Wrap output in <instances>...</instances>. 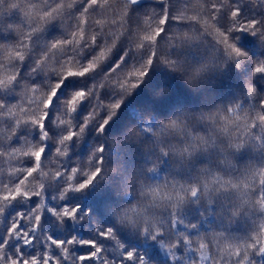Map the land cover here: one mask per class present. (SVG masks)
Masks as SVG:
<instances>
[{
    "label": "trees",
    "instance_id": "1",
    "mask_svg": "<svg viewBox=\"0 0 264 264\" xmlns=\"http://www.w3.org/2000/svg\"><path fill=\"white\" fill-rule=\"evenodd\" d=\"M55 2L0 0V44L21 42L36 27L39 13ZM216 2L138 0L133 5L129 0H113L104 18L123 15L124 19L111 28L123 24L128 36L139 38L148 30L146 19L156 27L167 14L164 34L139 52L128 49L127 55L128 46L122 41L100 68L69 78L47 110L45 129L28 120L17 123L20 114L6 113L17 105L24 116L37 114L42 108L39 93L33 96L28 89L36 85L39 92L47 93L60 78L59 68L68 55L86 65L98 46L75 52L69 47L49 55L51 67L35 68L50 40L67 38L74 30V14L49 23L25 41L30 44L26 60L9 64L21 69L18 79L0 88L4 101L0 149L43 145L46 153L40 171L48 176L38 171L28 177L26 188L40 194L6 202L0 210L3 264L12 259L22 264L33 257L41 264H202L200 241L209 245L207 264H241L244 253L222 255L213 236L223 233V240L238 244L250 240L264 222V209L257 204L264 196L260 177L264 121L259 118L264 116V73L255 71L264 63V0H228L213 22L228 44L246 53L238 57L214 28L181 16L182 12L197 14L199 5H207L211 13ZM86 3L78 5L77 11ZM234 7L242 9L238 20L230 16ZM251 21L259 22L255 29L247 27ZM133 68H142L146 75L128 77L136 86L122 89L118 82ZM250 87L256 88L254 95L249 94ZM78 89L90 95L75 113H68L66 101ZM114 104L119 107L113 108ZM58 118L71 119L72 124L61 125ZM173 120L179 127L171 126ZM70 130L80 134L60 144ZM45 131L48 136L43 139ZM58 148L68 154L60 156ZM34 165L31 156L12 160L0 155V192L25 179L26 170ZM13 168L19 171L13 173ZM38 184H43L42 190L35 187ZM193 188L198 190L196 196ZM64 208L77 209L76 217L61 221L53 209ZM34 212L43 216L38 229ZM17 222L19 235L10 233ZM50 237L66 243L56 245ZM248 254V264H264L259 245Z\"/></svg>",
    "mask_w": 264,
    "mask_h": 264
},
{
    "label": "snow or ice",
    "instance_id": "2",
    "mask_svg": "<svg viewBox=\"0 0 264 264\" xmlns=\"http://www.w3.org/2000/svg\"><path fill=\"white\" fill-rule=\"evenodd\" d=\"M130 4H136L138 0H129ZM84 3V0H56L54 3V6H51L50 8L43 10L41 13H39V20L36 25L32 29V33L43 31L46 25H48L51 22H54L56 20H63V18L66 15H73L76 20V24L74 27V30L70 31L67 38L65 37H59L56 39H53L49 41L48 48L50 54L53 56L56 53H62L65 51L66 48H73V49H82L85 44L92 42L95 43L97 37L89 34V24L95 23L96 25L103 27V25L107 22L104 19H93L92 14L96 13L99 16L103 17L106 13V11L110 8L111 3L110 0H87V3L77 11L78 5ZM228 4V3H227ZM201 6H203V12H201ZM226 6L225 0H218V2L211 4V9L214 11L211 13L207 12V5H199L197 6V14L187 16L186 12H182L181 16H186V18L191 20H199L202 24H204L206 27L210 26L214 28L218 34V38H222L225 46L230 48L231 53H234L237 57L241 55H246V53H243L240 48H238L235 44H228L227 38L223 32L220 31L219 28L216 27L215 23L211 22L210 16L212 13H216V19H219V10L223 9ZM99 9L100 12H97L96 10ZM242 12V9L239 7H234L230 13V16L234 20H238V17L240 16ZM121 20L124 19V16L121 15ZM169 21V16L167 14H164L160 17L158 20V25L156 27H152L151 19H146L145 24L148 28L147 31L142 32L139 36L140 40V47H144L146 44H155L159 37L162 36L165 32V28L163 25H166ZM258 21H251L248 23L247 27L250 29H255ZM32 33H29L28 35L24 36L21 42H17L15 44H0V58L3 60L8 61L9 64H13L16 61H24L26 60L30 44L25 41L31 40ZM113 52L112 46H105L101 47L99 51L87 61L86 65H80L77 63H74L73 61L69 60L66 61L64 64H62L59 68L58 75L59 79L58 81L52 86V88L47 92H39V88L36 85H33L28 89V91L33 95L36 96L39 93V100L42 102L43 109H46V111H39L35 115H28L24 116L23 109H19L18 113V106L12 105L6 114L13 115V114H20V120L17 121V123H20L22 120H28L31 121L33 125L39 126L40 129L46 128V121L48 117L50 116V112L47 111L51 108L53 105L55 98L57 97L60 89L64 86L65 82L72 77H84L85 75L97 70L100 68L104 63L107 62V60L111 57ZM155 53H153V56ZM153 62L152 58H149L147 60V64L150 65ZM51 67V62L49 61V55L43 56L42 59H40L37 62L36 69H40L42 67ZM35 69V70H36ZM255 71L257 73H264V63H261L256 66ZM146 75V71L142 68H133L131 71H127L124 74V79L119 81V86L123 88H134L136 86L135 83L130 84L128 77H143ZM18 79V76L14 74V72L11 71V69L4 71L0 70V88H8L9 86L13 85L14 82ZM255 87L249 88V94L254 95L256 93ZM90 95V92L84 89H78L72 93L70 98L66 101V109L68 113H75L77 111L78 106L85 100L86 97ZM113 108H118V104L112 105ZM261 121H264V116L259 117ZM227 119V117H225ZM236 119H240V117H237ZM58 122L61 125H71L72 121L71 119H61L58 118ZM234 121L229 120L228 123L231 124ZM172 127H179V124L176 120H173L170 122ZM84 128L81 127L80 133H83ZM225 131H227V127L225 128ZM80 133H77L74 130H70L67 135L63 136L59 143L64 144L65 141H71L74 139L77 135ZM48 136V133L45 131L43 133L42 138L46 139ZM240 145H237L239 147ZM57 152L60 156H66L67 149H64L61 151L59 148L57 149ZM46 153V148L43 145H29L26 149L17 148L14 152L9 154V157L12 160L17 159L21 156H31L35 159V165L33 167H30L26 170L27 176L25 179L20 180L18 184H16L13 188H6L5 191L0 192V210H2L3 205L6 202H11L13 200H16L20 197H33L38 196L39 192H32L26 188L27 178L33 176L38 171L40 172V175L42 177H47L48 173L40 171L41 169V163L44 159ZM13 173L19 171V169H10ZM59 173H56L55 176H58ZM255 175V173H254ZM260 177L262 182H264V169L260 170ZM244 188H248L249 185L247 183H244ZM35 187L39 189H43V184H38ZM81 188L84 187V185H80ZM233 187H237V185L233 184ZM197 189H192V195H197ZM245 203H248L247 200H245ZM257 204L261 209H264V196H262L258 201ZM40 208H43V202L39 205ZM55 214L60 218L61 221L65 217H71L75 218L77 209H69L64 208L62 212H56L55 209H53ZM23 214H21L22 216ZM43 219V216L41 214H35L34 212V220H35V228H39L41 221ZM20 228V223H14L12 224L10 228V233L19 235L20 233L17 231ZM26 236H28V233H25ZM223 233H217L213 236V241L216 243L218 251L222 255L226 256H240V254L244 253V258L241 261V264H248L249 260V249H256L259 245V251L260 253H264V222H261L258 225V230L254 231L251 234V239L246 240L243 242H240L238 244L231 243L226 240H223ZM53 240V243L56 245L63 246L66 241L64 240H58L55 238L50 237ZM32 240L35 239V237H31ZM30 242V241H26ZM74 242V241H70ZM84 243H87L89 245H94L95 241H84ZM202 264H207V261L210 259L209 256V245L203 241L199 242V249ZM92 257L96 256V253L93 252ZM133 254L128 253V256L131 257ZM5 260V257L2 253H0V264H3V261ZM10 264H21V261L12 259L10 261ZM22 264H41L40 259L37 257H33L31 260H25L22 262ZM47 264V262H46Z\"/></svg>",
    "mask_w": 264,
    "mask_h": 264
},
{
    "label": "clouds",
    "instance_id": "3",
    "mask_svg": "<svg viewBox=\"0 0 264 264\" xmlns=\"http://www.w3.org/2000/svg\"><path fill=\"white\" fill-rule=\"evenodd\" d=\"M112 2H113V0H110V3H112ZM225 3L227 5L228 0H225ZM129 7H130V5H129ZM209 11H210V9H209ZM201 12H203V6H201ZM97 15L98 14L93 13L92 18L97 19L96 18ZM216 15H217L216 13L211 14V16H210L211 22H215ZM105 16L106 15H104L103 17L100 16L101 17L100 19H104L107 21L103 25V27H100V26L96 25L95 23L92 24V28H91V30H89V34H90V36H92V35L96 36L97 39H96L95 43L89 42V43L85 44V47L91 48L93 46H98L97 51H99V49L101 47H105V46L110 45L113 47V50H115L117 48V46L120 45L123 41L128 46V48L125 49V55H127L128 49H134L135 52H139L142 48L145 47V46L144 47L139 46L141 43L139 38H137L135 36H128L127 35L128 29L123 24H121L119 27H117L115 29L110 27L111 24H116L118 20L123 21V20H121V17H118L117 19L114 20V19H106V18H104ZM108 36H111L112 38L108 39L107 38ZM61 37H63V36H61ZM67 50H68V48L65 49V51H67ZM75 50L76 49L71 48L72 52H75ZM81 51H83V49H81ZM56 54H59V52ZM45 55H50L48 47L45 51L40 53L39 57L36 59L35 68H36L37 62L40 59H42L43 56H45ZM122 59H123V56L120 57V60H122ZM69 60L73 61L74 63L79 64V61L76 59V57L74 55H68L63 60L62 64H64L66 61H69ZM116 66L119 67L120 66L119 63H117ZM35 68H33L32 70L35 71ZM9 69H11V71L14 72V74L16 76L19 77L21 69L19 67L9 68L8 61L0 58V70L7 71ZM114 70L115 69H113V71ZM3 106H4V101L0 100V107H3ZM40 111H46V109H43V106H42ZM16 149H12L11 151H5L4 149H0V155L9 156V154L14 152Z\"/></svg>",
    "mask_w": 264,
    "mask_h": 264
}]
</instances>
